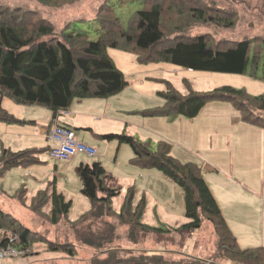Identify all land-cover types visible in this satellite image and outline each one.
Instances as JSON below:
<instances>
[{"label":"trees","instance_id":"1","mask_svg":"<svg viewBox=\"0 0 264 264\" xmlns=\"http://www.w3.org/2000/svg\"><path fill=\"white\" fill-rule=\"evenodd\" d=\"M74 1L77 0H14L12 3L0 0V122H25L3 107L2 100L6 97L18 104L39 105L51 110L54 124L60 112L70 108L76 98H109L122 92L130 82L108 52L109 47L134 54L139 63L169 62L198 71L244 74L251 65L254 70L264 59V0H220L217 5L214 0H208L210 5H204V0H143L142 8L131 14L125 26L111 0H100L96 6L103 4L106 8L97 19L103 30L96 40L86 33L69 31L77 20L68 19L59 25L49 14H46L47 19L41 13ZM246 3L249 6H245ZM218 29L222 34L217 37ZM183 82L186 88L190 87L188 78ZM161 95L165 103L146 111V114L182 115L192 119L209 102L221 100L241 112L243 121L264 128V94L251 95L245 89L231 85L207 91L189 88L183 93L167 81ZM102 136L129 144L134 152L130 160L132 164L157 169L178 184L184 191L189 220L172 227L189 234L204 228L207 223L206 226L213 230L216 247L209 261L194 256L173 259L161 252L146 251L142 255L123 256L121 249H109L107 254L94 258L92 264H225L227 261L264 264V246L240 247L203 176V169L173 157L168 141H161L154 147L127 132ZM46 151L50 153V147L14 151L3 146L0 177L15 167H30L42 162L40 156ZM77 173L82 182L81 192L90 200L91 207L72 223L76 239L95 250L104 251L112 242L114 226L105 222L107 228L101 230L94 222L111 216L112 199L120 194L121 188L108 182L111 176L101 162L82 163L77 167ZM135 191V187L128 189L122 207V210L124 207L130 210L128 215L121 217L132 225L130 238L137 240L138 228L143 232L169 231V227L142 223L147 196L143 192L132 211ZM26 193L27 188L22 185L13 197L25 203ZM47 203L52 206L49 215L52 224L68 217L72 207V200L57 191L55 186L52 190L39 191L30 208L40 213ZM0 228L5 231L4 237L0 238L1 248L18 247L26 251L35 241L32 230L5 213L1 206ZM80 230H87L85 237H81ZM49 249L76 255L71 240L68 243L52 242Z\"/></svg>","mask_w":264,"mask_h":264},{"label":"rangeland","instance_id":"2","mask_svg":"<svg viewBox=\"0 0 264 264\" xmlns=\"http://www.w3.org/2000/svg\"><path fill=\"white\" fill-rule=\"evenodd\" d=\"M13 1L14 0H2V2L4 3H12ZM99 1L100 0H77L72 3H68L66 6H63L61 8H50L47 9V13L45 11L41 13L45 15L47 19L48 17L46 14H49L50 18L59 23V25L60 23L64 24L68 19H73L75 21L77 20L70 26L69 31L86 33L91 39L96 40L103 30L102 25L98 20L104 13L103 8H106V6H102L103 4L100 6H96L98 5ZM219 1L220 0H214V4L217 5ZM202 3L204 5H210V2L208 0H204V2ZM111 5L115 8L120 22L125 26L127 25L131 14L136 10L142 8L143 0H111ZM245 6L249 5L246 3ZM251 6H254V4H252ZM111 15L112 14L110 13V16ZM221 34L222 31L218 29L216 31L217 37ZM108 52L114 59L117 66L125 72L126 78L131 85H129V87L127 88V91L129 92H127L120 101L131 110L133 106L134 111L139 114H133L135 115L133 119L132 117H130L132 115L127 112H122L121 114L119 113L121 111H112V113L120 114L121 117L124 118L128 116L127 119L133 121L136 124H140L143 130H149V132L151 133V135L149 134L147 138H142L139 135L138 131L131 135L136 136L142 141L150 142L153 146H156L161 141H168L171 144V154L173 151L177 152L176 154L182 155L183 159H179L177 155L172 156L178 158L183 163H193L202 168L203 176L208 185L213 191H216L218 194H220V191H224L222 185L231 186L230 184H232V179L230 176L223 175V180L221 181V179L216 174H211L207 171L209 168L205 167L206 164H209L211 167L220 168L221 170L228 167V157L226 151L211 150V145L215 144L219 146L218 142H222L223 138L222 134H219L222 131L217 132L216 128L220 127V129H223L226 125L230 126V124H232V121H229L228 123V116L223 113L225 108L221 109V107L215 106L214 104L218 103V101L221 102V100L211 101L212 104H210L208 108L205 109V111L211 113V116L208 114L207 116H196L192 119L182 115H178L175 117L153 116L150 114H146L145 112L151 110L153 107L160 106L166 101L165 98L161 95V92L166 89L167 81H170L174 87H176L183 93H186L187 89L189 90V88L194 90L207 91L214 89V87L231 85L236 88H243L248 92V94L251 95L264 94V59H261L259 61V63L257 64V68H255L254 70L253 66L251 65L248 72L244 74H237L191 70L176 66L169 62H152L147 64L139 63L136 60V56L130 52L112 47L108 48ZM148 70L159 71L161 75H158L159 77H146V80L139 84V79L143 77V74ZM170 71L172 72L171 74L169 73ZM183 78H188L190 80V82H188L190 87L186 88L182 80ZM158 102L161 103L157 104ZM3 104L5 105H3V107L7 109V111L9 109V113L11 112L10 114H12V112H15V114H22L23 116L26 111H30V109L32 108L31 105L18 104L14 100L7 97L4 98ZM227 106L233 109L235 114L238 113V116L240 115L242 124H249L242 120L241 112H239L231 103L229 104L228 102ZM16 109L18 111H15ZM36 109H39L40 112H38V116L41 117L42 108ZM216 115H218V117H216ZM49 116L50 118L52 117V112H50ZM152 117H166L168 119V121L166 122L170 125H174V127L177 126V130L180 129V125L186 122L185 126H183L182 128V135H180V133L175 129L173 130V132H170V130H162L151 127L149 125V120ZM179 118H183V120H179ZM202 119H212V121L208 123H201ZM26 124L27 125L20 123L7 124L5 122H0V152L3 146L9 147L8 145H13L15 142L20 147H13L12 149L17 150L29 147L35 142H39V144H42L40 142H44L46 140L45 139L43 141L41 135H39V132L37 131V128L43 127H41L39 124L34 123ZM6 127H14L18 130H15V133L10 136L5 133ZM191 127L196 128V130L190 131ZM252 127H254L255 129L256 127H258L264 130V128L257 125H253ZM116 130H118V128ZM77 131L90 133V131L85 128H78ZM240 136L243 139L244 132L240 133ZM217 137L221 138V140L219 141ZM30 139L32 140L29 141ZM263 140V136L255 135L252 142L253 144L257 145L256 143L262 142ZM98 141H112L110 144L111 147L109 149V157L114 158V148L119 145V140L117 138L105 139L99 137ZM122 145L127 146L133 153V150L129 144L122 143ZM221 147L223 148V146ZM248 149L249 146L244 150L248 151ZM98 150L99 153H97V155L86 157L92 160L99 158V156H101L100 152H104L105 147H103V149L99 148ZM213 150L219 149L216 147L213 148ZM47 152H45V155L42 154V158H46L44 162L34 164L27 168L16 167L6 173L4 176L0 177L1 208L5 213L10 214L22 225L31 229L33 232V239L35 240L33 245L30 246V248L25 252H18L22 250L18 249V247H15L17 249H15L16 251H14V254H9L7 251L0 247V259H12L14 261H17L16 264H92L94 258H99V256L103 255V253L107 254L106 252L109 249H121V251L123 252V256L142 255L144 254V251L148 253L161 252L164 253L166 257L173 259L183 258V256H194L209 261V259H211L214 255L216 247L214 233L211 227L208 228V226H206L207 223H205V226H203L204 228H201L198 231L191 232L189 234L175 231L173 227L183 224L189 220L186 217L184 191L175 182H171V185L166 184L165 186L161 182L157 181V179H155L154 183H151L148 180V183H150L152 187L149 186L150 190H148L146 194V196L149 197V200L148 198L146 199L147 208L142 215L141 221L142 223L149 225L162 226L164 228L169 227L171 228L169 229V231H166L164 233L153 231L143 232L138 228L136 230L137 240L133 241L130 238L132 232V225L130 224V221L126 222L123 220V218L121 219L122 216L126 215V213L128 215L130 212V210L125 207L122 210V207L128 197V192L126 191L125 196L124 192H122L120 195H117L112 199L111 216L104 217L103 219L98 218V221L94 222V224L96 226H99L101 230H106L107 227H104L105 222H109L108 224L114 226L112 242L104 251L98 249L95 250L93 247L82 244V241L76 239V234L72 223L78 220V216L81 213H83L84 211L86 212V210H90L91 206L89 199L80 191V187H78V185H73L74 181H70L68 183L67 179L69 178V176L67 171L63 169L62 165L64 163H68L69 160L54 158L50 155L49 152ZM78 155L83 154L78 153L76 156ZM248 155L251 157L252 153L249 151ZM118 156L119 163H127L128 151L126 153L125 149L122 148ZM105 162L108 168H114L115 171V167L113 164L107 161ZM254 162L259 168L260 160L255 159ZM33 167H36V176L37 180L39 181L33 179ZM249 168L253 170L252 165H250ZM74 175L79 181L80 185H82L81 179L78 174L74 172ZM212 175H215V177H212ZM229 175L232 176V171H229ZM262 178L263 176L257 179L261 181ZM57 180H59V184L67 182L68 185H73V189H71L70 191H62L65 193L67 199L72 200V207L69 211L68 217L62 218L57 224H52L49 221V215L52 210L51 204H45L41 208L40 213L32 211L30 206L32 205L33 196L35 195H33V193L37 191V189H39L40 187L45 188L46 186H49L50 190H52L54 186H56L57 188ZM51 181L52 183L50 184ZM141 181H143V179H141ZM23 183H25L28 187L25 203L13 197L16 190H18ZM143 192L139 193L138 191H135V199L133 202L134 206H132V211L136 209V205H138L140 199L142 198ZM159 200L165 202L166 212L161 209H156ZM88 205L89 209H86V206ZM155 209L156 217L154 215ZM257 215V213H254L255 217ZM129 218L131 219V217ZM78 225L84 224L79 223ZM84 228L85 226L79 229ZM2 229L3 228H0V238H3V234L5 233V231ZM86 231L87 230H80L79 233L81 234V237L86 236L87 233H84ZM69 240H71L76 247L75 256H71L68 253L60 250L49 249V245L52 242L68 243ZM253 247L259 246H252L248 248Z\"/></svg>","mask_w":264,"mask_h":264},{"label":"crops","instance_id":"3","mask_svg":"<svg viewBox=\"0 0 264 264\" xmlns=\"http://www.w3.org/2000/svg\"><path fill=\"white\" fill-rule=\"evenodd\" d=\"M169 73L171 74L172 72L170 71ZM158 75H161L159 71L148 70L143 74V77L139 79V84L145 81L146 77L149 76L159 77ZM127 88H125L122 92L114 96H111L109 98H76L74 99L70 108L60 112L58 120H54V124H53V112L43 106L31 105L32 108L30 109V111H26L24 116L22 114L17 115L15 114V112H12V114L15 115L18 119L25 120V122L20 124L27 125L26 123H34V124H39L41 127H43L44 129L40 127L37 128V131L39 132V135H41L42 140L43 141L45 139L46 140L44 142H40L42 144H39V142H35L29 147L21 148L17 150L12 149L13 147H20L16 142L13 145H8V146L14 151L24 150L27 148L52 147L53 142L49 138V132L55 126L63 125L75 131L76 139L78 141L83 143L85 142L86 144H89L95 147L96 149L97 148L103 149V147H105V151L100 152L101 156H99V158L97 159H93V160L89 159L88 157H86L88 155L83 153L82 154L84 156L83 155L76 156L77 155L76 154L75 155L76 157L74 156L71 160H69L68 163H64L62 165L63 169L66 170L68 173L69 176V178L67 179L68 183L70 181H74L73 185H78V187H80V191L82 189V185H80L79 181L76 179L74 172L77 173V167L80 164L82 163L92 164L96 161L101 162L102 165L105 167L107 173L111 176V180H108V182L113 186L116 185V187H120L121 188L120 194L124 192V196L126 195V191H128V189L132 187H135L136 191H138L139 193L144 191L145 194H147V191L150 190L149 186H151L150 183H148V180L151 183H154L155 179H157V181L161 182L165 186L166 184L171 185V182L173 181L170 180L164 174H162V172H160L159 170L144 169L139 166L136 167L137 165L136 166L131 165L132 163L130 162V160L132 157H134V152L132 153L131 149H129L127 146H124L122 145V143H119V145L116 148H114V155H115L114 158H111L109 157V149L111 147L110 144L112 141H107V142L98 141L99 137L104 138L102 135L111 134V133H122L127 131H128L127 133L129 134H134L138 131L139 135L142 138H147L149 134L151 135L149 130H143L140 124H136L133 121L127 119L128 116L124 118L121 117L120 114L112 113V111L115 112L121 111L119 112L121 114L122 112H127L132 115L130 117H132L133 119L135 117V115L133 114H139L134 111L133 106L131 110L120 101L125 96V94L129 92L127 91ZM3 101L4 99L2 100V104ZM160 103L161 102H158L157 104ZM227 103L222 101L221 102L218 101V103H214L215 106H219L221 107V109L225 108L223 113L228 116L229 119L228 123L229 121H232V124H230V126L226 125L223 129H220V127L216 128L217 132L222 131L219 134H222L223 138H222V142H218L219 146L215 144L211 145V150L226 151L228 157L227 158L228 167L226 169L223 168L222 170L220 168L211 167L209 164H206L205 167L209 168L207 171L210 172L211 174H216L221 179V181L223 180L222 179L223 175H228L232 179V184H230L231 186L229 185L223 186L221 184L224 191H220V194H218L216 191H213L212 189L211 190L214 193L215 197L217 198V201L222 209V212L230 228L237 237L240 246L243 248H248L252 246H261V245L264 246V140L262 142L256 143L257 145L253 144L252 142L255 135L264 137V130L258 127H256L255 129L254 128L255 126L252 127L253 125L250 124H245V123L242 124L240 115L238 116V113L235 114L234 110L227 106ZM210 104H212V102H209L197 116H204V115L207 116L208 114L211 116V113L205 111V109L208 108ZM36 108H42L41 117L38 116L39 115L38 112L40 111L39 109ZM46 109L49 111H47ZM15 111L18 110L16 109ZM50 112H52L51 118L49 116ZM26 115H30V116H26ZM218 115H216V117H218ZM179 120H183V118H179ZM166 121H168L166 117H152L149 120V125L153 128L170 130V132H173L174 129L177 130V126L174 127V125H170ZM210 121H212V119H202L201 123H208ZM185 123L180 125V129L177 130L180 133V135H182L183 133L182 128L183 126H185ZM78 128L88 129L90 133L78 132L77 131ZM117 128L118 130H116ZM15 130L18 129H15L14 127H6L5 133L11 136L15 133ZM193 130H196V128L191 127L190 131ZM242 132H244L243 139L240 136V133ZM217 139L219 141L221 140V138L219 137H217ZM31 140L32 139H30L29 141ZM221 146H223V148ZM248 146H249L248 151H245L244 149H246ZM216 147L219 150H213V148ZM122 148L125 149L126 153L128 151V156H127L128 160L126 164H121L119 163L118 160L119 158L118 154L120 153V150ZM98 149H97V153H99ZM249 151L252 153L251 157L248 155ZM176 153L177 152L173 151L172 155L173 156L177 155L179 159H183L182 155H178ZM42 154L45 155V152H43ZM40 157L42 162L46 160L45 157L42 158V155ZM255 159L260 160L261 169L260 167L258 168L257 164L254 162ZM105 161L113 164L115 167V171L114 168H108ZM250 165H252L253 170L249 168ZM35 170L36 167H33V172H32L34 173L33 179L39 181L37 180ZM229 171H232V176L229 175ZM255 176L257 178L263 176V178L261 181H259ZM212 177H215V175H212ZM141 179H143V181H141ZM51 183L52 181L50 182V184ZM68 183L65 182L59 184V180H57L58 189L56 188V186L55 188L59 192L70 191L71 189H73V185L70 186L68 185ZM22 185L23 186L25 185L28 191L27 185L25 183H23ZM47 188L50 189L49 186L48 187L46 186L45 188L40 187L39 189H37V191L33 193V195L34 194L36 195L39 191ZM147 198L149 200V197ZM86 209H89V205L86 206ZM156 209H161L164 212H166L165 202L159 200ZM156 209L154 210L155 217H156ZM84 213L85 211L81 213L78 217H80ZM254 213H257L258 215L255 217ZM0 260H1L0 264H16L17 262L12 259H0ZM225 264H238V263H234L233 261H227L225 262Z\"/></svg>","mask_w":264,"mask_h":264},{"label":"built area","instance_id":"4","mask_svg":"<svg viewBox=\"0 0 264 264\" xmlns=\"http://www.w3.org/2000/svg\"><path fill=\"white\" fill-rule=\"evenodd\" d=\"M49 138L53 142V146L50 147V155L54 158L71 160L78 153H83L88 156H95L97 154V149L95 147L76 139V133L73 129H69L61 125L55 126L50 130ZM2 249L7 251L9 254H14V251H16L15 249L17 248L8 247ZM18 252L25 251L22 250Z\"/></svg>","mask_w":264,"mask_h":264}]
</instances>
